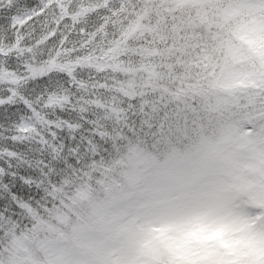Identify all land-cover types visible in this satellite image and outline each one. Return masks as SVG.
<instances>
[{
    "label": "trees",
    "instance_id": "1",
    "mask_svg": "<svg viewBox=\"0 0 264 264\" xmlns=\"http://www.w3.org/2000/svg\"><path fill=\"white\" fill-rule=\"evenodd\" d=\"M104 1L111 0H0L4 72L18 59L6 49L42 27L40 17L45 14L55 28L45 53L76 54L75 60L63 62L71 71L60 70L65 77L60 91L49 89L52 103L41 105L32 98L39 93L27 92L23 99L8 100L13 89L4 85L11 81L0 80V193L24 207L20 192L39 187L41 178L61 170L56 164L75 171L71 160H79L82 146L95 154V140H111L117 154L114 163L121 168L114 197L127 205L134 220L139 208L159 204L165 192L171 191L174 198V190L187 182L190 161L206 152L208 143L194 154L177 147L186 135L185 117L165 107L166 97L171 103L193 93L214 101V110L221 113L220 137L214 141L225 138L232 159L244 160L262 177L260 183L244 184V191L264 192V0H248L253 3L243 6L244 0H112L107 8L100 7ZM73 8L80 13L75 21L70 19ZM61 94L69 100L56 103ZM137 100L144 118L139 130L129 120ZM149 106L152 112L145 115ZM224 129L227 133L221 137ZM229 129L240 136L228 137ZM146 173L153 178L145 182ZM29 211L38 220L33 232L58 231ZM169 216L174 220L180 215ZM196 234L188 232L184 248L196 242L193 246L200 247ZM164 236L172 240L168 233L156 235L155 245L145 252L154 264L170 260ZM31 243L27 232L17 240L24 253L31 252ZM207 243L206 250L194 256L207 264L213 258L222 263L219 240Z\"/></svg>",
    "mask_w": 264,
    "mask_h": 264
},
{
    "label": "clouds",
    "instance_id": "2",
    "mask_svg": "<svg viewBox=\"0 0 264 264\" xmlns=\"http://www.w3.org/2000/svg\"><path fill=\"white\" fill-rule=\"evenodd\" d=\"M47 8L45 3L44 9ZM70 11V19L75 21L80 13L75 8ZM40 24L43 26H38L27 39L21 38L6 49L18 57L9 65V72L0 68V80L11 81V85H4L13 89L8 100L16 96L23 99V93L27 92L30 95L39 93L32 98L40 99L41 105L52 103L49 89L58 93L60 82L65 80L60 70L66 68L71 71V67L63 62L75 60L76 54H46L44 50L55 28L47 14L40 17ZM170 99L165 98L167 110L176 108L185 117L186 135L177 142L181 151L194 154L202 144L218 138L221 113L214 110V101L210 102L199 93L181 96L168 103ZM61 100L67 102L69 96L59 95L56 103ZM0 103L3 101L0 100ZM139 104L137 100L135 115L129 116L138 130L144 119ZM155 107L161 106L156 104ZM151 112L152 106H149L145 115ZM125 131L129 136L134 135ZM85 148L87 146H82L79 160H71L75 171L58 163L55 166L61 170L41 178L43 182L39 187H27L20 192L24 207L13 201L8 193H0V264H98L100 259L108 264H121L133 255L126 243L128 233L121 230L124 226H135L133 213L125 203L114 197L118 191L115 181L120 179L121 168L114 163L117 154L112 142L95 140V154L91 150L85 151ZM29 209L55 225L58 231L33 232L38 220ZM25 232L32 236L30 253L22 252L17 244L18 238ZM79 237L103 249L102 256L85 246Z\"/></svg>",
    "mask_w": 264,
    "mask_h": 264
},
{
    "label": "rangeland",
    "instance_id": "3",
    "mask_svg": "<svg viewBox=\"0 0 264 264\" xmlns=\"http://www.w3.org/2000/svg\"><path fill=\"white\" fill-rule=\"evenodd\" d=\"M250 1L244 0L240 6L246 2L251 5L253 2ZM241 27L246 28L245 22L241 23ZM248 127L251 129L250 125ZM226 133L227 129H224L221 137ZM231 133L229 129L230 138ZM234 136L240 135L235 131ZM225 141V138H220L208 143L206 152L190 161L187 182L174 190V198L171 191L165 192L159 204L137 210L139 216L135 215V226L131 231H125L128 233L126 243L133 255L121 264H154L146 250L155 245L156 235L162 233H168L175 241L164 236L165 247L169 248L167 250L171 254L168 264H207L194 254L199 249L206 250L210 238L219 240L216 249L219 251L218 257L219 254L222 256V263L219 257L220 260L211 259L210 264H264V192H255L252 188L248 189L249 192L244 191L245 187H249L246 186L248 182L250 186L255 182L260 183L262 177L253 173L244 160L232 159ZM208 152L210 159L207 157ZM240 177L245 181H238ZM169 214L180 216L174 221ZM121 230L124 231L123 228ZM188 232H197L194 238L200 247L193 246L196 242L184 248L188 244ZM182 238L185 239L183 247ZM80 239L85 246L93 248L102 256L103 249L83 237ZM190 248L191 254H186ZM98 264L108 262L100 259Z\"/></svg>",
    "mask_w": 264,
    "mask_h": 264
},
{
    "label": "snow or ice",
    "instance_id": "4",
    "mask_svg": "<svg viewBox=\"0 0 264 264\" xmlns=\"http://www.w3.org/2000/svg\"><path fill=\"white\" fill-rule=\"evenodd\" d=\"M247 127V126H246ZM153 177H152V175H151V173H146L145 174V176L142 178L143 179V181H147V180H150V179H152ZM137 179H141V178H137ZM137 187H142V183H140V184H137ZM125 189L126 190H131V189H129L128 188V185H127V183H125Z\"/></svg>",
    "mask_w": 264,
    "mask_h": 264
}]
</instances>
